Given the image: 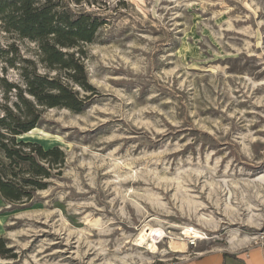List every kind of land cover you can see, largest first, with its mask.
I'll use <instances>...</instances> for the list:
<instances>
[{"label":"rangeland","instance_id":"1","mask_svg":"<svg viewBox=\"0 0 264 264\" xmlns=\"http://www.w3.org/2000/svg\"><path fill=\"white\" fill-rule=\"evenodd\" d=\"M56 2L104 22L82 44L94 90L74 84L93 96L79 113L43 107L19 136L65 157L31 199L0 194V264H171L261 242L264 0ZM25 59L56 73L0 20L2 102L17 100L8 82L25 86Z\"/></svg>","mask_w":264,"mask_h":264},{"label":"trees","instance_id":"2","mask_svg":"<svg viewBox=\"0 0 264 264\" xmlns=\"http://www.w3.org/2000/svg\"><path fill=\"white\" fill-rule=\"evenodd\" d=\"M0 20L7 31L38 44L40 62L56 73H41L33 64L23 66L24 85L8 82L6 92L17 90L13 106L0 100V194L10 201L31 199L33 191L45 189L52 168L64 161L59 147L45 148L20 135L37 127L42 108L67 107L82 112L93 95L81 97L78 84L94 88L85 69L82 44L94 42L103 20L95 13L62 6L56 0H0ZM48 163V165H47ZM0 237V255L12 251Z\"/></svg>","mask_w":264,"mask_h":264},{"label":"crops","instance_id":"3","mask_svg":"<svg viewBox=\"0 0 264 264\" xmlns=\"http://www.w3.org/2000/svg\"><path fill=\"white\" fill-rule=\"evenodd\" d=\"M171 264H264V244H249L233 249H212L186 255Z\"/></svg>","mask_w":264,"mask_h":264},{"label":"bare ground","instance_id":"4","mask_svg":"<svg viewBox=\"0 0 264 264\" xmlns=\"http://www.w3.org/2000/svg\"><path fill=\"white\" fill-rule=\"evenodd\" d=\"M94 225H96L97 226V224H98V221H97V219L96 220H94V221H91ZM94 227V226H93ZM154 232V230L151 228V230L149 231V235L151 236L152 235V233ZM143 235H144V238H143V240L145 241L146 240V237H147V234L143 231L141 234H140V236H139V238L142 236L143 237ZM138 240V242H142V240H139V239H137ZM143 241V242H144ZM142 242V243H143ZM141 243V244H142ZM150 248H154V245L153 246H150ZM172 248H173V250H175V251H178V252H185L186 250H187V243H186V241H183V240H173L172 241ZM153 250V249H152Z\"/></svg>","mask_w":264,"mask_h":264},{"label":"built area","instance_id":"5","mask_svg":"<svg viewBox=\"0 0 264 264\" xmlns=\"http://www.w3.org/2000/svg\"><path fill=\"white\" fill-rule=\"evenodd\" d=\"M188 239H189L188 244L190 246H196L197 245V240H198L197 237L191 236ZM256 244H264V233L261 236V242H256Z\"/></svg>","mask_w":264,"mask_h":264}]
</instances>
